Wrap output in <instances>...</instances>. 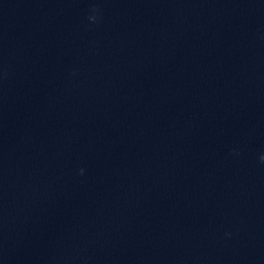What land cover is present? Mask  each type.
<instances>
[{
  "label": "clouds",
  "instance_id": "1",
  "mask_svg": "<svg viewBox=\"0 0 264 264\" xmlns=\"http://www.w3.org/2000/svg\"><path fill=\"white\" fill-rule=\"evenodd\" d=\"M93 19V18H92ZM262 160H264V157H262Z\"/></svg>",
  "mask_w": 264,
  "mask_h": 264
}]
</instances>
